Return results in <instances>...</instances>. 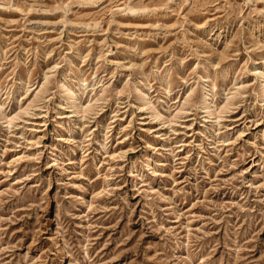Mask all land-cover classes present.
<instances>
[{"label":"rangeland","instance_id":"374dc122","mask_svg":"<svg viewBox=\"0 0 264 264\" xmlns=\"http://www.w3.org/2000/svg\"><path fill=\"white\" fill-rule=\"evenodd\" d=\"M0 264H264V0H0Z\"/></svg>","mask_w":264,"mask_h":264},{"label":"bare ground","instance_id":"6f19581e","mask_svg":"<svg viewBox=\"0 0 264 264\" xmlns=\"http://www.w3.org/2000/svg\"><path fill=\"white\" fill-rule=\"evenodd\" d=\"M206 107L208 108L209 106L207 105Z\"/></svg>","mask_w":264,"mask_h":264}]
</instances>
